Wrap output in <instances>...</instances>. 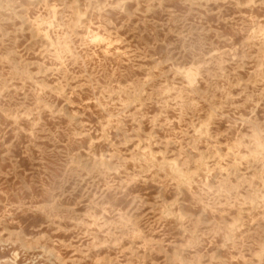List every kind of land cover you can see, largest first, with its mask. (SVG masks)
Here are the masks:
<instances>
[{"label":"rangeland","instance_id":"1","mask_svg":"<svg viewBox=\"0 0 264 264\" xmlns=\"http://www.w3.org/2000/svg\"><path fill=\"white\" fill-rule=\"evenodd\" d=\"M0 264H264V0H0Z\"/></svg>","mask_w":264,"mask_h":264}]
</instances>
